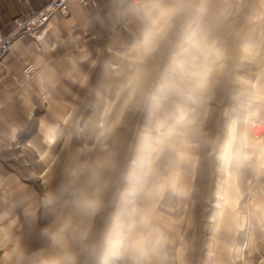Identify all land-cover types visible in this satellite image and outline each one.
I'll return each instance as SVG.
<instances>
[{"label":"rangeland","instance_id":"1","mask_svg":"<svg viewBox=\"0 0 264 264\" xmlns=\"http://www.w3.org/2000/svg\"><path fill=\"white\" fill-rule=\"evenodd\" d=\"M101 4L0 64V264H82L81 233L113 214L107 264H264V0ZM178 79L211 82L179 119Z\"/></svg>","mask_w":264,"mask_h":264},{"label":"clouds","instance_id":"2","mask_svg":"<svg viewBox=\"0 0 264 264\" xmlns=\"http://www.w3.org/2000/svg\"><path fill=\"white\" fill-rule=\"evenodd\" d=\"M55 125H49L45 130V138L54 130L57 136L58 130ZM54 142V141H53ZM87 207L95 215L102 207L99 201H90ZM121 221L118 215H109L103 219L100 226L85 229L80 236L81 239V255L83 256L82 264H107L109 258L118 254V250L122 243L120 238ZM126 251L130 256L144 254L146 249V239L142 235H137L127 241ZM72 264H79L74 258Z\"/></svg>","mask_w":264,"mask_h":264},{"label":"crops","instance_id":"3","mask_svg":"<svg viewBox=\"0 0 264 264\" xmlns=\"http://www.w3.org/2000/svg\"><path fill=\"white\" fill-rule=\"evenodd\" d=\"M45 1H47V0H0V29H7L8 26L10 25V21H11V18L13 16L18 15V14H23L26 11L31 10V9L38 8ZM111 1L113 3H115L113 0H111ZM125 3L123 5H125ZM77 4H76V2L73 1L70 5V11L69 12H71V17L76 16V13L81 11L83 8L87 11L90 10L89 7H86V6L81 5L79 3H77ZM150 5H151V9H155L154 11H156L155 2H152ZM122 6L117 7L118 11L122 10V8H121ZM101 9H103V7H102L101 0H100V7H99V9H96V10H101ZM91 11H95V10H91ZM137 12L140 15L144 12V10L141 8H138ZM56 15H63V14H55L50 18V20H52ZM157 18H158L159 22L163 24V21L161 22L162 19L158 14H157ZM15 42L13 43V45L10 49L11 51H13V48H14L13 46H15ZM102 59L103 58H101V63L107 69L115 66L111 63H107L106 60H104V59L102 60ZM36 71H37V66H36ZM178 80L179 81H176V83L173 84V87L175 88L174 90L177 92V96L170 97V99L172 101V104H176V106L178 107V110L180 111L178 114V117H175V118L179 119V118H182L184 115L190 114V110H191L190 105H189L190 102L193 103L195 106H197L201 103V101L203 99V94H202L203 89L202 88L205 89V87H208L209 85H211V82H207L205 84V86H203V87H201V89H199V88H197L195 83H191V82L186 83V81L183 82V81H181V79H178ZM185 85H187L188 87H185ZM164 109L166 111H168L170 109H173V107H172V105H169L166 107L164 105ZM48 115H50V114H48ZM166 116H167V112H166ZM51 117H54V116L51 115ZM53 119H54L53 125L56 126L55 128H59L60 127L59 120H57L56 118H53ZM174 120H177V119H174ZM51 137H53V135L49 133L47 140L50 142H51ZM27 144H31V145L35 146V148L39 154L42 152V148L39 147L38 145L34 144L32 141L28 142ZM102 159L103 158L101 157L97 161H102Z\"/></svg>","mask_w":264,"mask_h":264},{"label":"built area","instance_id":"4","mask_svg":"<svg viewBox=\"0 0 264 264\" xmlns=\"http://www.w3.org/2000/svg\"><path fill=\"white\" fill-rule=\"evenodd\" d=\"M73 1L89 7L90 10L100 7V0H47L38 8L13 16L8 28L0 29V64L16 40L26 36L41 38L50 18L55 14H67ZM113 1L122 6L127 0ZM35 71L36 65L33 62L24 63L22 73L25 77L32 76Z\"/></svg>","mask_w":264,"mask_h":264},{"label":"snow or ice","instance_id":"5","mask_svg":"<svg viewBox=\"0 0 264 264\" xmlns=\"http://www.w3.org/2000/svg\"><path fill=\"white\" fill-rule=\"evenodd\" d=\"M55 140V137L53 136V137H51V142H53Z\"/></svg>","mask_w":264,"mask_h":264},{"label":"bare ground","instance_id":"6","mask_svg":"<svg viewBox=\"0 0 264 264\" xmlns=\"http://www.w3.org/2000/svg\"><path fill=\"white\" fill-rule=\"evenodd\" d=\"M47 24H49V22L47 23ZM46 26H48V25H46ZM47 28V27H46ZM13 45V44H12ZM12 47V46H11ZM11 49V48H10ZM258 130H261V129H258Z\"/></svg>","mask_w":264,"mask_h":264}]
</instances>
